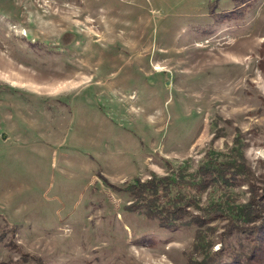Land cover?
I'll return each mask as SVG.
<instances>
[{
    "label": "rangeland",
    "instance_id": "rangeland-1",
    "mask_svg": "<svg viewBox=\"0 0 264 264\" xmlns=\"http://www.w3.org/2000/svg\"><path fill=\"white\" fill-rule=\"evenodd\" d=\"M234 144L261 187L264 0H0V264H196L124 186Z\"/></svg>",
    "mask_w": 264,
    "mask_h": 264
},
{
    "label": "trees",
    "instance_id": "trees-1",
    "mask_svg": "<svg viewBox=\"0 0 264 264\" xmlns=\"http://www.w3.org/2000/svg\"><path fill=\"white\" fill-rule=\"evenodd\" d=\"M251 173L243 150L234 144L226 151L208 152L195 169L170 167L165 174L136 178L124 191L133 211L155 218L162 227L177 228L190 222L195 226V241L204 238L199 242L202 257L196 264H264V181L261 187L255 186L249 179ZM244 184L252 189L247 199L240 200L234 188ZM207 189H218L220 194L203 203L201 194ZM215 220L224 222L218 236L199 234L203 224ZM217 239L221 244L212 249Z\"/></svg>",
    "mask_w": 264,
    "mask_h": 264
}]
</instances>
